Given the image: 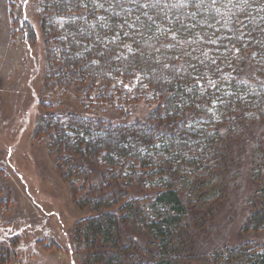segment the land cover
Listing matches in <instances>:
<instances>
[{"label":"trees","instance_id":"1","mask_svg":"<svg viewBox=\"0 0 264 264\" xmlns=\"http://www.w3.org/2000/svg\"><path fill=\"white\" fill-rule=\"evenodd\" d=\"M38 10L50 87L87 84L117 111L131 101L145 109L120 125L74 115L36 124L33 139L46 138L62 181L82 195L77 205L95 214L74 229L83 263L194 264L181 242L186 221L203 223L224 198L228 141L247 122L264 125V0H40ZM23 33L34 42L26 22ZM253 159L262 207L245 230L259 232L264 132ZM217 260L264 264V245L204 264Z\"/></svg>","mask_w":264,"mask_h":264},{"label":"rangeland","instance_id":"2","mask_svg":"<svg viewBox=\"0 0 264 264\" xmlns=\"http://www.w3.org/2000/svg\"><path fill=\"white\" fill-rule=\"evenodd\" d=\"M39 1L0 0V258L4 259L2 249L13 252L0 264H84L74 229L95 214L77 205L82 195H71L56 168L55 153L45 137L33 139L34 129L42 115H74L120 125L143 120L145 109L131 101L117 111L120 104L114 109L94 100L87 84L49 86ZM24 22L35 35L32 43L24 39ZM263 132L262 123L247 122L228 141L224 198L209 205L206 210L211 213L203 223L186 221L181 242L185 247L190 242L194 264H204L225 249L264 245V231L245 230L253 210L262 207L250 174ZM130 237L146 242L134 232Z\"/></svg>","mask_w":264,"mask_h":264},{"label":"snow or ice","instance_id":"3","mask_svg":"<svg viewBox=\"0 0 264 264\" xmlns=\"http://www.w3.org/2000/svg\"><path fill=\"white\" fill-rule=\"evenodd\" d=\"M216 2V0H213V3H215Z\"/></svg>","mask_w":264,"mask_h":264}]
</instances>
